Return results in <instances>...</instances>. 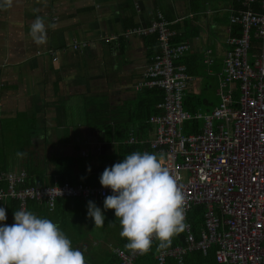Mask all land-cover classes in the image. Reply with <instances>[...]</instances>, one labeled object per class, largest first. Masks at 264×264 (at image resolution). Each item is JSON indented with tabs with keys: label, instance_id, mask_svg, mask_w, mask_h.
Returning a JSON list of instances; mask_svg holds the SVG:
<instances>
[{
	"label": "crops",
	"instance_id": "obj_1",
	"mask_svg": "<svg viewBox=\"0 0 264 264\" xmlns=\"http://www.w3.org/2000/svg\"><path fill=\"white\" fill-rule=\"evenodd\" d=\"M240 4L241 0H11L10 7L0 10V156L7 160L0 172L18 173L32 163L47 177V157L58 145L64 153L67 146L90 139L93 118H79L73 110L84 107L86 113L95 97L106 98L113 109L137 108L143 95L133 88L156 50L151 38L119 37L127 29L149 24L158 13L166 15L177 42L190 45L182 59L192 76L187 89L196 96L210 95L197 99L198 106L204 102L218 107L228 41L235 35L229 17ZM36 16L46 24V39L39 45L29 34ZM49 23L54 27H47ZM75 43L79 50L73 49ZM48 50L55 52L56 60ZM237 88L234 84L235 103ZM4 139L9 147H2ZM17 152L26 155L18 157ZM88 201H58L53 211L42 202L33 211L57 223L72 244L82 246L88 253L86 262L112 253L109 239L121 230L111 217L106 226L95 227L87 216ZM11 206V200L2 203L10 219Z\"/></svg>",
	"mask_w": 264,
	"mask_h": 264
},
{
	"label": "built area",
	"instance_id": "obj_2",
	"mask_svg": "<svg viewBox=\"0 0 264 264\" xmlns=\"http://www.w3.org/2000/svg\"><path fill=\"white\" fill-rule=\"evenodd\" d=\"M242 7L246 10L229 17L231 25L240 26L241 34L228 41L219 93L222 102L203 117L199 132L189 135L183 133V123L198 121L201 114L183 109L182 98L192 78L185 73V66L174 63L184 58L190 45L173 44L177 33L168 28L161 14L144 30L127 32V36L159 35L160 54L152 58L134 89L164 92L163 102L157 105L161 114L150 118L154 128L150 149L162 153L164 166L178 177L185 219L193 206L205 210L200 238L197 240L186 224L185 245L162 250L157 257L160 264L167 258L184 264L188 253L199 250L207 255L213 246L218 264H264V0H243ZM252 40L258 54H253ZM49 54L54 56V51ZM234 84L239 92L236 103ZM135 143L138 139L132 133L128 144ZM24 180L23 172H0V204L18 201L17 210L23 206L28 211L29 202L44 200L53 211L60 198L102 201L111 194L104 187L25 186ZM4 223L11 224L8 217ZM112 252L118 264H134L143 253L127 254L118 248Z\"/></svg>",
	"mask_w": 264,
	"mask_h": 264
},
{
	"label": "clouds",
	"instance_id": "obj_3",
	"mask_svg": "<svg viewBox=\"0 0 264 264\" xmlns=\"http://www.w3.org/2000/svg\"><path fill=\"white\" fill-rule=\"evenodd\" d=\"M10 6L11 0H0V10ZM29 34L36 44L45 42L43 17H35ZM163 161L162 153L134 151L105 167L99 177L101 186L111 190L104 197L103 209L114 210L121 226L119 235L133 252L148 251L153 239L160 241V247H167L185 228L182 187ZM87 216L95 227L105 225L104 211L92 200L87 202ZM13 219L10 225L4 223L6 209L0 207V264H86L82 250L73 246L57 223L23 206L14 210Z\"/></svg>",
	"mask_w": 264,
	"mask_h": 264
},
{
	"label": "trees",
	"instance_id": "obj_4",
	"mask_svg": "<svg viewBox=\"0 0 264 264\" xmlns=\"http://www.w3.org/2000/svg\"><path fill=\"white\" fill-rule=\"evenodd\" d=\"M241 3H243V0H241ZM245 10L246 9L242 7V5L240 4V11H245ZM159 14L161 13H158L154 20L157 19ZM161 15L163 16V14ZM163 18L169 24L166 15L163 16ZM154 20H152L149 24L137 25L134 26L133 28L127 29L119 37V39H127V40L130 38H151L150 44L156 50L154 56L150 58L151 60L153 57L160 54L159 35L134 34L127 36L128 35L127 32L135 29L140 30V28L144 30L146 27L150 26V24ZM230 26L235 28L234 29L235 35L241 34L240 26L238 25L233 26L231 24ZM168 28L170 30H173L170 24L168 25ZM231 38L232 37H230L229 40ZM112 39L117 40V38H112ZM177 40H178L177 37L174 40H172L173 44H177L178 43ZM254 41L255 40H252V44H251L253 45L252 51H256V46H255L256 42ZM79 49L80 46L78 47V49H74V50L76 51ZM46 53L50 55L49 50ZM51 57L54 58V56ZM182 59L175 61L174 64L185 66L186 68L185 73L192 78L190 74V69L186 67L187 64L185 65ZM137 93H142L143 95L142 101L137 104V108L134 107V109L128 110L125 115L124 113L122 115L111 114V110L113 108H110L107 103H101V105L100 104L97 105L96 103L93 104L91 103L92 106L86 108V114H88L90 118H93V123H94V124H90L89 122V126L94 130H98L99 133H101V135L103 136V140L99 139L98 144L94 146L95 150H98L101 145H105L104 151H100L98 152L99 153L98 155L92 156L91 151L87 150L86 155H80L75 153L73 156H66V157L61 156L63 152L57 153L56 151L55 153H53L54 154L53 156L47 157V177L43 172L38 171L32 163L26 165L24 171L18 172V173L23 172L25 174L24 185L43 187V186H53L55 184L57 185L69 184L71 186L84 185V186H93V187H103L99 182V177L105 167H110L112 164L122 160L123 156H125L126 154H130L134 151H139V152L147 151L150 153H155L150 149V145H149V140L154 136V128L153 125L150 124V118L154 115L161 114L160 110L157 109V105L163 102L164 92L159 89H144ZM199 126L200 125L198 121L190 120L184 122L181 128L185 135H189L193 133H198L200 130ZM132 133L138 139V143L128 144L129 136ZM77 143L78 145L77 144L75 145L80 146L84 142H80V143L77 142ZM89 146L92 145L89 144ZM101 152H104L105 154L100 155ZM91 199L93 198H88V199L83 197L60 198L56 200L55 206L58 203V201L69 200L71 202H77V201L86 202ZM103 200L102 201L96 200V201H98V204L100 206H103ZM42 202H44V200H42L41 202H35V201L29 202V205L27 206L28 211H32V212L35 211L34 209L37 206V204ZM11 203H12L11 214L13 215L14 210H17L18 208L19 202L11 200ZM0 206H2V204H0ZM102 211H104L105 214V226L107 225L108 222L107 219L111 217L112 219H114V222L117 221V226L121 227L119 224V219H116L113 214L114 210L108 209L105 211L104 209H102ZM204 214H205V210L203 206L201 205L193 206L191 210L187 213L186 219L184 221L185 225L189 224L190 231L194 234L197 240L200 238V234L204 226ZM7 217L9 219V222L12 224L14 222L13 217L12 219H10L8 215ZM186 237H187V232L184 228L182 232L172 237L171 243L167 247L162 248L160 247L159 240L156 239L153 240L149 250L143 252L142 255L138 256L134 264H160L157 260L159 253L165 249H172L177 246L185 245ZM117 239L119 241H116ZM109 240L114 243L112 248H118L127 254H129L132 251L125 247L127 240L121 238L119 234L118 235L115 234L114 236H111ZM73 246L78 247L77 244H73ZM78 248L82 250L84 255L86 254L82 246ZM216 249L217 248L213 246L209 250L207 255H203V253L199 250L188 253L184 257V264H218L215 258ZM104 256L105 257L103 258H98V260L96 259H92V261L88 260L86 264H118V260L116 256L113 254V252L112 253L106 252ZM164 264H179V263L175 258H167Z\"/></svg>",
	"mask_w": 264,
	"mask_h": 264
},
{
	"label": "rangeland",
	"instance_id": "obj_5",
	"mask_svg": "<svg viewBox=\"0 0 264 264\" xmlns=\"http://www.w3.org/2000/svg\"><path fill=\"white\" fill-rule=\"evenodd\" d=\"M220 91H221V82H220L219 93H220ZM185 93L186 94H185V96H184V98L182 100V106H183L184 110L185 111H190V112H193V110H196L195 113H200L201 114V118L198 119V123H199L200 126H202L203 125V117L209 115L212 112V110H213V104L210 105V104H205L204 102H202V103H200L201 108H199L200 105L198 106L199 102H197V99H200L201 98V101H203L206 96L207 97H210V95H208L206 93H203L201 96H196L194 94V92L192 93V91L191 90H188V89L185 91ZM94 100L95 101H93V102L96 103L97 105H99V104L101 105V103H104V102L107 103V99L106 98L95 97ZM87 104H88V106H86V108L92 106V104L89 103V102ZM192 107H194V109ZM73 111H77V114H78V117L79 118L82 115H83L84 118H87L84 107L83 108L82 107L76 108V110L74 109ZM127 111H128L127 108L126 109H124V108H114V109L111 110V114H113V115H122L124 113V115H125L127 113ZM190 123H192V122H190ZM8 142H9V140L4 139L3 140V143L4 144L2 145V147L3 148L6 147V146L9 147L10 145L8 144ZM4 163H7V160L3 159L0 156V165H2ZM0 207H2V206H0ZM87 254L88 253H86L85 256Z\"/></svg>",
	"mask_w": 264,
	"mask_h": 264
},
{
	"label": "water",
	"instance_id": "obj_6",
	"mask_svg": "<svg viewBox=\"0 0 264 264\" xmlns=\"http://www.w3.org/2000/svg\"><path fill=\"white\" fill-rule=\"evenodd\" d=\"M95 134L94 138H90L89 140L85 141L82 145L80 146H67V150L64 151V153L61 154L62 157H66V156H73L75 153L76 154H80V155H86L87 150L91 151V155L95 156L98 155L100 151H104L105 150V145H101L100 148L98 150H95V145L98 144L99 139L103 140V136L101 135V133H99L98 130H90ZM91 142V143H89ZM92 145V146H89ZM60 145L57 146V153L61 152V149L59 147ZM88 148V149H87ZM105 154L104 152H101L100 155Z\"/></svg>",
	"mask_w": 264,
	"mask_h": 264
},
{
	"label": "flooded vegetation",
	"instance_id": "obj_7",
	"mask_svg": "<svg viewBox=\"0 0 264 264\" xmlns=\"http://www.w3.org/2000/svg\"><path fill=\"white\" fill-rule=\"evenodd\" d=\"M40 55H41V54H40ZM85 135H86V134H85ZM87 137H89V138H94V137H95V134H93V133L91 132L90 134L87 135ZM89 138H88V139H89Z\"/></svg>",
	"mask_w": 264,
	"mask_h": 264
}]
</instances>
